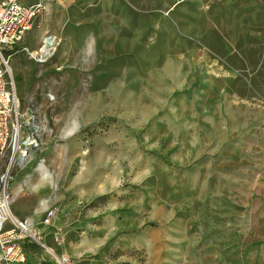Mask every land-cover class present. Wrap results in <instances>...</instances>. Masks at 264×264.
Listing matches in <instances>:
<instances>
[{"label": "rangeland", "instance_id": "1", "mask_svg": "<svg viewBox=\"0 0 264 264\" xmlns=\"http://www.w3.org/2000/svg\"><path fill=\"white\" fill-rule=\"evenodd\" d=\"M23 2L47 11L5 51L22 119L40 128L28 161L10 169L11 152L0 156V192L10 169L14 216L22 220L17 208L39 162L85 161L105 195L80 204L75 219L85 224L64 233L56 256L74 264L68 255L83 244L110 264H264V0H227L213 11L217 25L177 21L176 30L144 20L148 40H70L64 53L80 69L69 62L63 71L52 31L71 8ZM48 35L59 46L40 64L22 49L40 52ZM136 211L149 222L139 248L129 249L130 233L106 229L116 213ZM29 249L32 264L43 249Z\"/></svg>", "mask_w": 264, "mask_h": 264}, {"label": "crops", "instance_id": "2", "mask_svg": "<svg viewBox=\"0 0 264 264\" xmlns=\"http://www.w3.org/2000/svg\"><path fill=\"white\" fill-rule=\"evenodd\" d=\"M227 0H59V13L71 8L67 13V19L59 16V27L52 32L59 35L61 44V66L59 70L75 67L80 69V63H75L67 54L64 47L67 42L76 39H95L100 37L103 40H148L144 36V20L152 19L154 23L160 25L164 22L174 24L175 29L179 28L177 21L183 24L200 25L201 23L218 24V19H213V11L224 7ZM232 1V0H231ZM24 3V2H23ZM27 5H33L24 3ZM37 4V3H36ZM194 8V12H186L178 16L183 9ZM51 10V6H49ZM177 13V16H174ZM177 17L179 20H175ZM217 18V14L215 16ZM163 18V19H162ZM222 17H220L221 19ZM213 19V20H212ZM151 20V21H152ZM161 20V21H160ZM152 22V23H153ZM177 24V25H175ZM98 25L96 30L95 26ZM160 29V26L158 27ZM201 29V28H200ZM96 31V32H95ZM95 32V34H94ZM180 32V31H178ZM200 32V31H199ZM103 33V35H102ZM98 34V35H97ZM218 38V36H216ZM223 39L222 33L219 37ZM66 42V43H65ZM63 43L64 47H63ZM189 53V52H188ZM110 51L105 54L110 55ZM69 62L73 65L70 66ZM142 70V69H140ZM39 164V165H38ZM38 164L31 163L30 166H37V175H32L27 182V194L23 206L17 208L19 216L23 221H27L34 228L45 233L44 241L48 248L59 249L65 243V232L77 231L84 226L85 221L75 219L82 216L80 211L81 203H90L105 195L106 187L97 186L89 176V166L85 161H58L45 160ZM87 164V165H85ZM73 174L74 176H71ZM104 190L99 192L98 190ZM16 199L19 196L17 193ZM57 209V217L51 227L43 224L46 211ZM136 211L135 213L120 212L115 214L118 218L113 227L107 231L115 235L120 232L129 234V243L123 244L125 248H139L140 238L143 237L144 230L147 229L149 221L143 218ZM44 214V215H43ZM43 215V216H42ZM111 216V215H110ZM63 217V218H61ZM21 220V219H20ZM106 218L104 221L106 222ZM84 222V223H83ZM85 227H89L87 223ZM87 229V228H86ZM115 235H109L115 236ZM108 241L104 242V245ZM77 244L68 255L79 259L74 264H110L109 260L103 257L93 258L95 249H90L88 245ZM41 248V247H39ZM42 249V248H41ZM54 251V250H53ZM44 249L36 253L32 259V264H50L51 261L44 257ZM35 253L29 249V262L31 254ZM46 253V252H45ZM51 254L52 251H50ZM33 255V254H32ZM86 256V257H85ZM66 258V256H63ZM69 258V257H68ZM67 258V259H68ZM108 261V262H107ZM56 263V261H55ZM112 263V262H111ZM31 264V263H30ZM57 264V263H56Z\"/></svg>", "mask_w": 264, "mask_h": 264}, {"label": "built area", "instance_id": "3", "mask_svg": "<svg viewBox=\"0 0 264 264\" xmlns=\"http://www.w3.org/2000/svg\"><path fill=\"white\" fill-rule=\"evenodd\" d=\"M47 11L46 5H27L23 0H0V156L11 152L10 169L15 162L28 161L30 152L40 146L39 129L30 125V118L22 119L20 101L16 94L11 73L12 52L25 39L40 15ZM59 39L48 35L40 52H30L29 57L40 64L47 63L56 53ZM9 169V171H10ZM9 171L4 177V187L0 192V264H30L29 247L38 246L52 251L57 264H70L67 258L56 256L44 241L45 233L34 228L27 221L14 216L11 196L7 192ZM57 209L46 211L43 224L51 227L57 217Z\"/></svg>", "mask_w": 264, "mask_h": 264}]
</instances>
